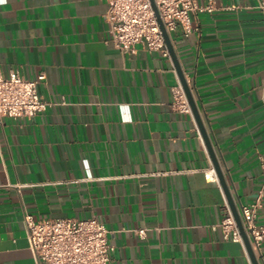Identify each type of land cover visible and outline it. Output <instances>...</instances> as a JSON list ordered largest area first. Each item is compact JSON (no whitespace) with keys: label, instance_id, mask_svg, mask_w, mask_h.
Returning <instances> with one entry per match:
<instances>
[{"label":"crops","instance_id":"crops-1","mask_svg":"<svg viewBox=\"0 0 264 264\" xmlns=\"http://www.w3.org/2000/svg\"><path fill=\"white\" fill-rule=\"evenodd\" d=\"M212 4L171 42L241 216L263 182L264 0ZM107 10V0L0 4L1 74L45 75L37 89L51 104L0 119V264H36L26 215L96 218L111 264H253L223 238L230 208L207 176L213 163L193 114L171 106V56L115 47ZM254 253L264 264V244Z\"/></svg>","mask_w":264,"mask_h":264},{"label":"built area","instance_id":"built-area-1","mask_svg":"<svg viewBox=\"0 0 264 264\" xmlns=\"http://www.w3.org/2000/svg\"><path fill=\"white\" fill-rule=\"evenodd\" d=\"M165 31L172 38L178 27L186 35L194 30L191 16L199 12H213L212 0L201 7L195 0H152ZM108 10L104 20L115 47L123 52H134L139 44H145L150 52L162 51L170 58L163 31L151 0H107ZM177 72V71H176ZM179 77V76H178ZM38 80H27L17 70L5 77L0 72V119L32 118L51 106L38 93ZM173 110L192 115L184 87L179 78L172 88ZM208 178L217 181L214 167ZM228 210L229 207L227 206ZM264 208L263 182L252 205L243 206L241 218L244 229L255 250L264 244V225H259V214ZM26 238L36 264H111L114 247L109 243V231L96 218L36 220L31 215L24 219ZM225 241L241 244L247 254L242 233L229 210V215L219 225ZM135 233L144 238L146 230Z\"/></svg>","mask_w":264,"mask_h":264},{"label":"water","instance_id":"water-1","mask_svg":"<svg viewBox=\"0 0 264 264\" xmlns=\"http://www.w3.org/2000/svg\"><path fill=\"white\" fill-rule=\"evenodd\" d=\"M152 2V5L155 9V12H156V15H157V18H158V21H159V24H160V27L163 31V35H164V38H165V42H166V45H167V48H168V51L170 53V56H171V59L174 63V66H175V69L177 71V74L179 76V79L184 87V90H185V93H186V96H187V99H188V102L190 104V107H191V110H192V113H193V116L197 122V125H198V128L201 132V135L203 137V140L205 142V145L207 147V150L209 152V155L211 157V160H212V163H213V167L215 169V172H216V175H217V178L219 180V183L221 185V188L223 189L224 193H225V196H226V199H227V203L229 205V208L231 210V213L242 233V237H243V240H244V244H245V247L247 249V252L249 254V257L252 261L253 264H258L257 263V260H256V257H255V253H254V249L252 247V244L249 240V237L244 229V226H243V222H242V218L233 202V199H232V196H231V193L229 191V188L227 186V183H226V180H225V177H224V174H223V171L221 169V166L219 164V161L215 155V152L213 150V147L211 145V142L209 140V137L207 135V132L205 130V127L203 125V122L201 120V117H200V114H199V111H198V108H197V105H196V102L194 100V97H193V94H192V91L190 89V86L185 78V75L183 73V70L181 68V65L178 61V58H177V55L175 53V50L173 48V45H172V42H171V38L170 36L167 34V32L165 31V28L163 26V23L159 17V14L157 12V9L153 3V1L151 0Z\"/></svg>","mask_w":264,"mask_h":264},{"label":"clouds","instance_id":"clouds-1","mask_svg":"<svg viewBox=\"0 0 264 264\" xmlns=\"http://www.w3.org/2000/svg\"><path fill=\"white\" fill-rule=\"evenodd\" d=\"M5 2V0H0V4H2V3H4Z\"/></svg>","mask_w":264,"mask_h":264}]
</instances>
